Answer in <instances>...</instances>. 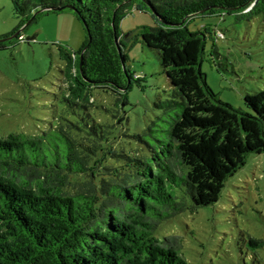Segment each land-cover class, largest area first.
Returning a JSON list of instances; mask_svg holds the SVG:
<instances>
[{
    "label": "trees",
    "instance_id": "16d2710c",
    "mask_svg": "<svg viewBox=\"0 0 264 264\" xmlns=\"http://www.w3.org/2000/svg\"><path fill=\"white\" fill-rule=\"evenodd\" d=\"M9 1L20 25L0 36V50L42 15L68 12L82 26L77 52L58 47L69 106L87 112L94 89L128 104L140 81L126 66L135 43L158 55L170 90L128 149L88 113L40 136L0 137V264H190L180 238L156 232L218 202L247 157L264 154V90L245 96L246 111L222 102L201 70L213 32L189 27L208 16L264 18V0ZM133 11L155 26L124 34Z\"/></svg>",
    "mask_w": 264,
    "mask_h": 264
},
{
    "label": "rangeland",
    "instance_id": "374dc122",
    "mask_svg": "<svg viewBox=\"0 0 264 264\" xmlns=\"http://www.w3.org/2000/svg\"><path fill=\"white\" fill-rule=\"evenodd\" d=\"M19 25L12 3L0 0V36ZM143 26H155L151 15L133 11L121 30L127 34ZM205 26L213 32L201 66L206 83L222 102L246 111L245 96L264 90V18L208 16L189 28ZM20 34L19 41L0 50V137L40 136L88 113L128 149L136 146L133 137L160 115L155 104L168 98L170 86L158 55L140 43L126 53V66L140 80L132 82L128 104L116 103L110 91L94 89L93 106L85 112L65 102L69 81L58 49L82 47L85 34L76 18L68 12L42 15ZM165 237L180 238L181 254L190 264H264V154L247 157L226 181L218 202L162 222L156 238Z\"/></svg>",
    "mask_w": 264,
    "mask_h": 264
},
{
    "label": "water",
    "instance_id": "95a60500",
    "mask_svg": "<svg viewBox=\"0 0 264 264\" xmlns=\"http://www.w3.org/2000/svg\"><path fill=\"white\" fill-rule=\"evenodd\" d=\"M28 26V24L25 25V27Z\"/></svg>",
    "mask_w": 264,
    "mask_h": 264
}]
</instances>
